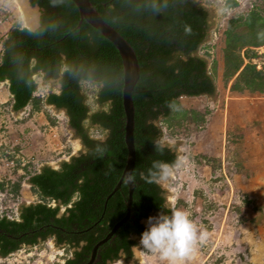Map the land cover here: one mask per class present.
<instances>
[{"label":"trees","instance_id":"trees-1","mask_svg":"<svg viewBox=\"0 0 264 264\" xmlns=\"http://www.w3.org/2000/svg\"><path fill=\"white\" fill-rule=\"evenodd\" d=\"M40 9L42 31L33 34L27 28L13 27L3 41L0 55V82H8L13 111L31 105L36 111L42 105L63 109L68 125L77 133L86 152L72 156L59 169L43 167L29 178L32 189L43 200L21 207L17 220L0 217V230L6 235L22 237L17 242L0 236V256L19 249V242L36 244L35 237L46 239L53 231L48 225L65 230L87 231L90 251L94 237H104L125 214L127 186L123 183L107 200L121 177L127 150L124 142L122 106V62L114 45L85 21L77 28L79 14L71 0L54 4L53 0H29ZM103 20L111 25L134 49L140 76L132 93L134 105V146L137 184L132 194L130 218L123 223L103 258H118L120 250L126 259L135 245L132 236H141L147 228L142 224L155 212L169 213L165 208L159 184L140 179L147 174L154 160L172 162V151H157L154 141L161 137L156 124L166 128L183 122L199 125L204 116L182 107L181 97L212 95L215 85L207 70V61L193 56L206 39L208 12L195 0H90ZM160 7L153 11L152 5ZM227 8L237 3L228 0ZM224 76L233 79L231 92L264 96V69L251 63L254 48L264 46V4L245 16L230 19L224 30ZM245 51V56L240 54ZM264 57V55H263ZM249 60L244 64V59ZM212 72L216 73V62ZM35 74L45 80H58L59 91L45 99L34 96ZM83 82L99 88L95 102L106 109L90 112L82 92ZM97 126L105 133L104 140L90 138L85 124ZM163 147V146H162ZM11 159V158H10ZM19 183L13 184L17 195ZM4 184L0 180V190ZM59 201L65 208L56 218L60 206L44 201ZM1 216V215H0ZM47 230L43 232V229ZM61 242V230L55 231ZM33 234V235H32ZM32 237V239H28ZM104 247V246H103Z\"/></svg>","mask_w":264,"mask_h":264},{"label":"rangeland","instance_id":"rangeland-1","mask_svg":"<svg viewBox=\"0 0 264 264\" xmlns=\"http://www.w3.org/2000/svg\"><path fill=\"white\" fill-rule=\"evenodd\" d=\"M195 1L207 10L209 27L205 41L193 55L207 61L215 91L212 95L179 99L183 108L204 116L199 125L186 121L166 128L159 121V141L175 142L186 158L185 167L173 181L159 186L171 211H186L208 233L191 264H264V96L231 92L233 79L224 76L223 58V33L228 20L245 16L262 6L264 0L235 1L233 8H227L224 0ZM15 26L24 28L17 4L0 0V55L3 41ZM253 50L256 56L251 63L264 69V46ZM240 54L245 56V51L240 50ZM213 62L216 73L212 72ZM248 62L245 58L244 64ZM33 79L37 82L34 96L45 99L49 93L59 91L58 80H45L40 74ZM81 87L85 96L91 94L89 82ZM12 102L4 82L0 86V180L4 184L0 193L6 197L0 209L8 218L16 219L20 205L43 202L29 178L43 167L57 169L86 149L68 125L64 110L45 104L37 111L31 105L13 111ZM10 160L14 162L11 169L6 165ZM16 183L20 187L14 195L11 191ZM44 202L54 206L53 202ZM62 254L41 243L22 247L0 264H60ZM140 254L142 264H161L151 253ZM113 264L120 263L116 260Z\"/></svg>","mask_w":264,"mask_h":264},{"label":"water","instance_id":"water-1","mask_svg":"<svg viewBox=\"0 0 264 264\" xmlns=\"http://www.w3.org/2000/svg\"><path fill=\"white\" fill-rule=\"evenodd\" d=\"M15 3L18 6L20 17L22 18L24 22V28H27L32 31V16L29 13L27 9L21 6V4L18 2V0H14ZM74 5L77 8L78 14H79V21L77 24V28H79L82 24L83 21H85L87 24H89L92 28L97 30L105 39H107L110 43L114 45L116 50L118 51L121 62H122V80H123V85H122V106H123V111H124V142L127 150V155H126V160H125V165L121 174V177L119 178L116 186L112 190V192L106 197V200L104 202V209L106 207L107 200L112 196L114 192H116L118 189H120L121 185L124 183L123 182V177L125 172H131L134 169L135 165V160H136V155H135V146H134V137H133V131H134V105L132 101V93L134 90V87L139 79L140 76V67L139 63L136 57V53L133 49V47L108 23H106L101 15L98 13L96 8L93 6V4L90 2V0H71ZM30 3V1H29ZM31 5V3H30ZM31 10L38 14L40 16V9L38 6L31 5ZM194 56V55H193ZM3 82L7 83V88H8V82L7 81H2L0 82V86L2 85ZM37 86V82H36ZM91 86V94L86 95L85 98L87 99V105L90 107V112H94L97 110H103L106 109L104 105H100L97 102H95V95L96 92L99 88V85L95 83H90ZM9 93V91H8ZM10 94V93H9ZM11 95V94H10ZM13 110V109H12ZM159 126V121L156 123ZM85 131L87 134L90 136V138L93 139H98V140H104L106 135L105 133L101 132L99 129H97V126H91L88 123L85 124ZM81 140V139H80ZM173 152V151H172ZM175 153V152H174ZM84 154V153H83ZM68 159L67 161H69ZM61 165V164H60ZM60 165L57 169L60 168ZM42 169V168H41ZM127 186L128 190V195L125 200V214L124 216L116 222L113 227L111 228L110 232L106 235V237L102 240H100L92 249L91 253V258L89 263L92 262L94 259V255L97 251V248L106 242L118 229L119 227L125 223L131 215V206H132V194L134 187H128L126 183H124ZM161 188V187H160ZM162 189V188H161ZM36 193V192H35ZM164 196V194H163ZM164 205L165 208L169 210V213H164V212H158L154 213L157 216L160 215H170L171 214V205L166 201L165 196H164ZM30 204H36V203H28L24 205H20L18 213L21 209V207L28 206ZM55 206V204L53 203ZM64 211V207L60 206L58 214H62ZM18 213L16 216V219L18 218ZM0 215L1 216H6L4 210L0 209ZM8 218V217H7ZM146 219L142 220V224L147 228L145 225ZM140 238H134L135 240V245H137V241ZM47 247L52 252H60V253H65V251L62 250V248L57 247L56 245L53 244V239H47L43 242ZM36 246V245H35ZM33 246V247H35ZM22 247L26 246H21L19 249ZM18 249V250H19ZM17 250V251H18ZM17 251L2 257L0 256V260L8 259L11 258ZM132 255L129 259L123 258L122 256L120 257L119 260H117L120 264H142V258L140 251H137V249L133 248L131 249ZM88 263V264H89ZM36 264H40V262H37Z\"/></svg>","mask_w":264,"mask_h":264},{"label":"clouds","instance_id":"clouds-1","mask_svg":"<svg viewBox=\"0 0 264 264\" xmlns=\"http://www.w3.org/2000/svg\"><path fill=\"white\" fill-rule=\"evenodd\" d=\"M18 2L32 16V33L39 34L42 31L39 16L31 10L29 0H18ZM63 2L64 0H53L54 4ZM152 9L156 12L161 10L156 4L152 5ZM154 144L160 153L165 150L175 152L176 159L172 162L154 160L147 170V174H139L140 179L147 183L166 185L172 182L174 177L185 167L186 158L179 152L175 142L157 140L154 141ZM123 182L128 187L136 186L137 173L135 171L125 172ZM146 223L148 227L142 232L139 245L133 246V248L157 256L161 264H191L198 246L208 238V233L201 230L188 213L181 209H173L170 215L149 217Z\"/></svg>","mask_w":264,"mask_h":264},{"label":"flooded vegetation","instance_id":"flooded-vegetation-1","mask_svg":"<svg viewBox=\"0 0 264 264\" xmlns=\"http://www.w3.org/2000/svg\"><path fill=\"white\" fill-rule=\"evenodd\" d=\"M41 202H38V203H41ZM48 202H53L55 204V206H51V205L48 204V206H51V207L61 206L59 201L50 200ZM64 211H65V208H64ZM64 211H63V213H64ZM63 213L60 214V215L57 214L56 218H60L63 215ZM155 213H158V212H155ZM18 215H19V213H18ZM0 217L2 218V216H0ZM17 219H12V220H17ZM48 226L50 228H52L53 230H55V231L61 230V232H62L61 233V237L63 238V240L61 242H59L56 232L53 231L44 240H42V237L40 235L36 236L35 237L36 244H34L33 246L41 244L47 239H53V244L56 245L57 247L62 248V250L65 251V253L62 254L64 256V259L61 261L60 264H88L89 261H90V258H91V253H92L93 247L100 240L104 239L106 237V235L110 232V231L107 232V234L104 237H102V238H100L98 240H97V238L94 237V239H93L94 242L91 245V249H90L89 252H87L86 248L90 244L88 239L86 238V235H88L87 231H77L76 227H74V226L72 227L73 228L72 230H65V229L61 228L60 226L54 225V224L48 225ZM48 226H46V228L43 229V232H45L47 230ZM3 235H6V234H4L0 230V236H3ZM113 235L106 242L113 240L114 239ZM135 237L136 238H140L139 236H132L131 239L134 240ZM6 238L8 240L13 241V242H17L22 237H14L12 235H6ZM28 239H32V237L30 236V238H28ZM106 242H104L103 244H101L97 248V251H96V253L94 255V259L89 264H113L116 260H119L121 256L123 258H126V255H125L124 251H122V250L119 251L118 258H116V259L109 260V258H106V257L103 258V255H105L108 252V250H109V247L104 245ZM21 246L33 247V246L29 245L27 243V241L19 242V248Z\"/></svg>","mask_w":264,"mask_h":264},{"label":"built area","instance_id":"built-area-1","mask_svg":"<svg viewBox=\"0 0 264 264\" xmlns=\"http://www.w3.org/2000/svg\"><path fill=\"white\" fill-rule=\"evenodd\" d=\"M226 1H228V0H224V3ZM233 1H236V2H238V4H241L240 0H233ZM6 165H7V167H9L11 169L14 167V162L12 160H10ZM4 197H6V194L0 193V202L3 200ZM0 208H1V206H0Z\"/></svg>","mask_w":264,"mask_h":264},{"label":"crops","instance_id":"crops-1","mask_svg":"<svg viewBox=\"0 0 264 264\" xmlns=\"http://www.w3.org/2000/svg\"><path fill=\"white\" fill-rule=\"evenodd\" d=\"M4 83V82H3ZM6 83V82H5ZM11 96V95H10ZM12 97V96H11ZM12 101H13V99H12ZM12 104H13V102H12ZM49 106H53V105H49ZM54 107V106H53ZM55 108V107H54ZM60 110H63V109H60ZM71 128V127H70ZM39 173V172H38ZM31 185V184H30Z\"/></svg>","mask_w":264,"mask_h":264}]
</instances>
